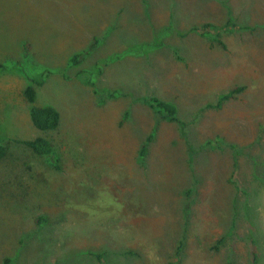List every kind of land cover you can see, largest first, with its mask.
<instances>
[{
    "label": "rangeland",
    "instance_id": "1",
    "mask_svg": "<svg viewBox=\"0 0 264 264\" xmlns=\"http://www.w3.org/2000/svg\"><path fill=\"white\" fill-rule=\"evenodd\" d=\"M0 66V264L264 260V0H0Z\"/></svg>",
    "mask_w": 264,
    "mask_h": 264
},
{
    "label": "trees",
    "instance_id": "2",
    "mask_svg": "<svg viewBox=\"0 0 264 264\" xmlns=\"http://www.w3.org/2000/svg\"><path fill=\"white\" fill-rule=\"evenodd\" d=\"M210 28L209 25L204 26L200 29V33L202 36H206L209 34L207 31ZM80 59V55H76L71 59L72 64H78ZM1 67V66H0ZM241 92V88L237 87L233 89L228 94H224L220 96V100L216 106L217 109H220L222 104L231 99L236 93ZM24 96L26 100L34 104L36 102V90L33 86H28L24 91ZM150 106L156 110V113L160 114V117H163L169 121H176L177 107L171 103H167L161 101L159 99H151L148 101ZM165 113V114H164ZM30 119L36 129L42 132H49L56 130L60 125L61 116L60 113L52 106H32L30 110ZM155 134H151L148 137L147 144L150 143L154 139ZM24 145H26L35 155L42 156L49 160L50 164L54 167H58L59 164V155L56 154L55 148L52 143L45 137H37L32 140L22 141ZM147 144L143 146L141 149V156H146L148 149ZM8 154V148L6 145L0 143V162L3 161ZM59 168V167H58ZM263 177L264 182V174H260ZM258 179V175H256ZM246 207V206H245ZM244 207V209H245ZM237 210V209H236ZM246 213V212H245ZM237 214V211H236ZM41 221H45L41 219ZM42 223V222H41ZM222 240L220 241V244ZM260 249L259 246L257 248ZM253 251L254 256V264H264V260L260 256V251ZM9 260H6L5 264H8Z\"/></svg>",
    "mask_w": 264,
    "mask_h": 264
}]
</instances>
